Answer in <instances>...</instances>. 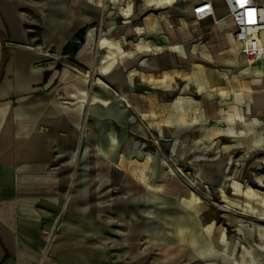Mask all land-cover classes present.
Instances as JSON below:
<instances>
[{"label":"crops","instance_id":"obj_1","mask_svg":"<svg viewBox=\"0 0 264 264\" xmlns=\"http://www.w3.org/2000/svg\"><path fill=\"white\" fill-rule=\"evenodd\" d=\"M82 1L75 3L80 6ZM204 1L211 3L213 16L197 20L192 9ZM111 2L108 24H104L105 0L96 7L102 30L94 59L97 75L119 92L118 100L99 89L98 84L105 85L100 78L90 94L89 81L79 67L90 58L85 49L94 40L90 31L80 53L73 51L76 56L79 53L78 64L56 67L69 39L70 18L55 20L52 13L55 7L65 6L66 0H46L39 35L28 15L34 7L31 0H0V264H105L104 244L90 242L102 235L91 222L87 196L90 103L103 111L111 107L112 99L114 107H122L129 101L127 83L138 66L145 73L156 70L161 78L173 75L181 94L192 90L200 96L217 89L224 76L231 75L234 62L228 59L229 68L221 70L210 64L223 51L235 57L241 53L223 0ZM217 2L224 7L222 16L217 14ZM88 19L83 14L72 17L77 25ZM106 28L114 38L112 44L107 42ZM123 28L144 31L132 49L127 50L118 32ZM107 59L112 63L106 67ZM201 60L209 66H202ZM246 63L240 59L239 86L215 99L202 97L188 103L202 112L204 121L219 124V135L227 123H254L253 116L264 105V58ZM250 76L258 78V86ZM185 101L180 96L175 104L180 105V116ZM91 146L106 158L104 144Z\"/></svg>","mask_w":264,"mask_h":264},{"label":"rangeland","instance_id":"obj_2","mask_svg":"<svg viewBox=\"0 0 264 264\" xmlns=\"http://www.w3.org/2000/svg\"><path fill=\"white\" fill-rule=\"evenodd\" d=\"M111 1L105 0L104 24L111 21ZM45 2L31 0L34 7L28 11L37 35L44 26ZM102 2L83 0L78 6L75 0H66L65 6L53 9L55 20L62 16L70 18L69 39L56 60V67L60 69L63 63L73 67L78 64L82 41L88 40L86 32L90 31L93 43L85 45L90 58L85 62L79 60V67L89 81L90 94L100 78L107 87L98 84L99 89L118 100L119 92L96 72V39L102 30L96 7ZM224 13V7L217 2V14ZM80 14L89 19L74 24L72 17ZM118 32L127 50L144 34L143 30L131 32L124 28ZM105 36L112 44L114 38L108 28ZM73 49L79 51L77 56ZM223 52L210 66L226 69L228 59L232 60L231 75L224 76L217 89L202 92L200 96L192 90L181 94L182 87L173 75L161 78L156 70L145 73L138 66L127 83L129 101L122 103V107L118 104L114 107L108 97L106 100L110 99L111 107L105 106L103 111L90 103L87 196L91 222L102 233L99 240L90 238V242L104 244L105 264H264V105L258 116H253L257 119L254 123H227L221 135L216 132L218 123L204 121L202 112L190 106L193 100L215 99L239 86L242 81L240 59L245 65L246 60L239 52L237 57L231 51ZM251 62L250 59V65ZM111 63L112 60L107 59L106 67ZM201 65L209 66L205 60H201ZM256 76L249 78L254 80V86H258ZM167 84L172 86L166 88ZM180 96L186 98L181 116L180 105H175ZM117 106L121 107L119 111ZM91 143L104 144L106 158H111L114 166L112 161L97 154ZM175 183L178 184L177 195L170 192ZM187 190L191 200L185 207L183 198ZM165 196L173 199L172 205L162 202ZM176 209L180 216L186 211L191 213L199 236L210 226L216 234L218 230L223 233H210L208 239L214 242L210 250L197 245L199 249L194 251L198 255L197 262L181 257L180 254L190 256L191 252L173 249L176 243L165 241L172 248L165 254L163 249L167 247L160 244V236L148 239L145 229L156 233L165 228L164 233L171 236L167 224L171 217L179 214ZM93 225L90 230L94 231ZM133 229L139 233L136 239L131 238Z\"/></svg>","mask_w":264,"mask_h":264},{"label":"built area","instance_id":"obj_3","mask_svg":"<svg viewBox=\"0 0 264 264\" xmlns=\"http://www.w3.org/2000/svg\"><path fill=\"white\" fill-rule=\"evenodd\" d=\"M228 17L234 25V39L240 52L251 63L264 58V0H223ZM195 19L213 16L210 2L204 1L192 9Z\"/></svg>","mask_w":264,"mask_h":264},{"label":"bare ground","instance_id":"obj_4","mask_svg":"<svg viewBox=\"0 0 264 264\" xmlns=\"http://www.w3.org/2000/svg\"><path fill=\"white\" fill-rule=\"evenodd\" d=\"M228 18V17H227ZM229 19V18H228ZM120 50V48H119ZM121 51V50H120ZM105 87V86H104ZM107 87V86H106ZM105 87V88H106ZM120 101L124 102V98L123 97H120L119 98ZM106 105L108 104V102H105ZM107 159V158H106ZM145 182V181H144ZM177 189H178V184L175 183L173 185H171V193H176V195L178 194L177 192ZM179 191V190H178ZM221 198L224 199L225 198V194L224 192L221 191ZM151 199V198H150ZM152 200V199H151ZM191 200V197H190V194H189V191L187 190V192H185L184 194V198H183V204L185 205V207H187V203H189L188 201ZM173 199H171L170 197L168 196H165V199L162 200V202H165L166 204H168L170 206V204L172 205ZM161 202V201H160ZM174 202V201H173ZM197 204V203H196ZM175 211V209H173ZM172 210V211H173ZM176 211L179 212V210L176 209ZM157 212V211H156ZM150 215L151 212H149ZM154 218V217H153ZM152 218V219H153ZM194 218L191 217V213L190 212H185L184 214H182L180 216V212L179 214L177 213V215L173 218L171 217L170 218V221L168 222L167 226H169V232L171 234V236L167 235L164 233V229H160V232H156V233H152L149 229H145V231L147 232L148 234V239L149 237L151 238H154L155 235H157L158 237L160 236V244L162 245H166L167 248L163 249V252L166 254V252H168L170 249L169 246H167L166 242H169L170 244L171 243H176L177 246L176 248H173V249H176L177 251H182L184 252L185 250L186 251H190L191 254L190 256H185L183 253L180 254L181 257H183L184 259H186L187 261H189L188 259H192L193 262H197L199 259H198V255L195 254L194 251H198L197 249H199V247H197V245H201V248L200 249H208L210 250L211 248V245H214V242H212V239H208V236L211 235L210 233L211 232H215L213 231V228L212 226L206 228L205 230H203L204 232V235L201 237L199 236L200 234H198L197 232V228L198 226L195 225L194 221H193ZM159 222V221H158ZM151 224V223H150ZM155 224V223H154ZM162 224V223H161ZM153 225V224H152ZM151 225V226H152ZM197 226V227H196ZM237 229V228H236ZM135 231H137L135 229ZM134 229H133V233L131 235V238H134L136 239V237L139 236V233L138 232H135ZM158 231V230H157ZM151 232V233H150ZM166 232V231H165ZM194 232L197 234L193 235ZM221 235L223 234L220 230H218L217 234L215 232V235H218L220 234ZM99 235V234H98ZM198 236V237H197ZM130 238V237H128ZM150 238V239H151ZM218 238V237H217ZM129 240V239H128ZM215 240V239H214ZM217 241V240H216ZM215 241V242H216ZM150 242V241H149ZM164 242V243H163ZM169 245V244H168ZM200 255H203L202 253H199ZM245 255V254H244ZM179 256V258H180ZM243 256V255H242ZM246 256V255H245ZM200 263V262H199ZM80 264V263H79ZM167 264V263H166Z\"/></svg>","mask_w":264,"mask_h":264},{"label":"trees","instance_id":"obj_5","mask_svg":"<svg viewBox=\"0 0 264 264\" xmlns=\"http://www.w3.org/2000/svg\"><path fill=\"white\" fill-rule=\"evenodd\" d=\"M73 51H76V49H73Z\"/></svg>","mask_w":264,"mask_h":264}]
</instances>
